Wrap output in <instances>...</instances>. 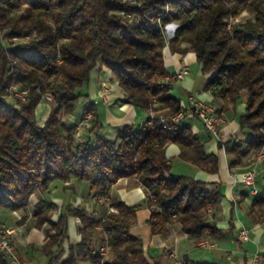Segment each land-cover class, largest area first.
Segmentation results:
<instances>
[{
    "label": "trees",
    "instance_id": "obj_1",
    "mask_svg": "<svg viewBox=\"0 0 264 264\" xmlns=\"http://www.w3.org/2000/svg\"><path fill=\"white\" fill-rule=\"evenodd\" d=\"M246 12L252 17L239 21ZM170 24L177 27L168 39ZM168 46L196 55L203 75L212 76L206 89L215 99L237 106L247 95L239 124L251 137L229 141L226 151L231 167L243 164L247 154L256 159L264 147V0H0V212L27 210L32 196L41 194L33 219L37 228L50 226L43 248L47 264H80V259L102 264L91 239L66 250L71 219L80 220L83 236L85 231L103 235L112 254L103 264H153L143 240L132 234L139 205L111 200L116 212L94 217L67 201L55 221L59 206L52 193L70 181L88 183L93 200L111 196L121 179L137 178L153 206L152 236L168 234L173 223L197 243L226 234L209 211L220 206V188L210 191L206 182L174 175L166 156L175 145L182 160L219 173V157L206 153L190 123L167 130L150 117L109 140L96 103L84 104L96 75L107 69L126 103L167 116L181 112V100L172 94L178 80L165 64ZM13 85L28 90L26 101L9 102ZM48 92L55 108L40 126L36 110ZM80 108L81 115L92 114L88 132L94 134L82 143L76 127L64 121ZM254 205L264 207V196Z\"/></svg>",
    "mask_w": 264,
    "mask_h": 264
},
{
    "label": "crops",
    "instance_id": "obj_2",
    "mask_svg": "<svg viewBox=\"0 0 264 264\" xmlns=\"http://www.w3.org/2000/svg\"><path fill=\"white\" fill-rule=\"evenodd\" d=\"M176 25L170 26L166 35L171 38L176 30ZM184 47L189 48L188 45ZM165 64L171 73H176L181 68L188 66L190 76L183 81H178L176 86L181 93L179 97L182 104L187 103V96L192 94L204 101L213 102L217 108L222 110L227 117V124L223 128L220 139L210 134L202 122L196 117L188 116L184 121L190 123L192 130L198 134L205 143V151L208 154H216L219 157V173L208 174L198 167L188 163L180 158V149L175 145H170L166 150V156L172 161L179 160V169L188 172L190 177L208 183L210 191L220 188L223 198L217 209H210L212 220L217 226L225 230V235L221 239H211L206 237L204 240L210 241L214 247L203 249L198 243L191 240L183 232L179 223H173L169 227L166 235L152 236L148 226L153 206L148 202V190L138 181L137 178L121 179L113 186L111 198L126 203L127 205H139L136 224L132 228V234L144 242L147 258L151 263L159 264H264V218L260 217L264 207L254 205V201L259 196H264V185L260 188L257 179V190L253 194L249 186L243 182L237 181L238 176L250 171L254 167L255 156L246 155L240 165L231 167L232 157L227 153L226 147L235 141L249 140L250 135L240 128L239 117L246 113V99L237 106L226 104L220 99H215L212 92L206 89L211 75L205 76L202 73V66L198 64L196 55L188 52L185 55L172 52L170 47L165 49ZM193 67L197 69L198 75L206 79V83H199L193 76ZM109 85L108 93H105L103 86ZM175 86V87H176ZM175 89V88H174ZM104 96L106 99H104ZM125 94L120 88L118 82L114 79L111 71L104 69L100 71L90 86L89 98L84 104L90 102L96 103L99 108L101 121L104 125V134L109 140H115L126 127L143 126L150 118L146 110H140L133 105L125 102ZM39 106L37 107L38 110ZM36 110V115L37 111ZM83 109L78 110L76 118L80 117ZM143 122V124L139 122ZM45 122V121H44ZM42 122V124L44 123ZM141 124V125H140ZM86 129L83 137L90 136L94 138L93 133ZM223 147L220 149L219 145ZM174 169V167H173ZM185 176V175H184ZM264 178V164L260 167L259 178ZM74 181L63 184L64 190L56 189L52 193V200L61 209L65 202L71 201L74 206H81L88 212H95L94 202L89 195L79 194ZM86 187V186H85ZM67 188L71 189L67 191ZM43 197L36 194L31 205L27 210L10 212L3 210L0 212V223L15 226L16 236L13 238V245L22 264H47L48 256L44 252V246L47 243L45 228H37L34 225L32 214L39 206V201ZM87 200V201H85ZM100 213V212H99ZM101 214V213H100ZM60 213L54 220L59 217ZM248 231V240L241 236V231ZM69 238L71 245H78L82 242L80 227L75 219L69 222ZM172 253L176 255L172 256ZM259 256L257 260L256 257ZM86 259L82 261L85 262ZM83 263V262H82Z\"/></svg>",
    "mask_w": 264,
    "mask_h": 264
},
{
    "label": "built area",
    "instance_id": "obj_3",
    "mask_svg": "<svg viewBox=\"0 0 264 264\" xmlns=\"http://www.w3.org/2000/svg\"><path fill=\"white\" fill-rule=\"evenodd\" d=\"M135 4V3H132ZM130 18V16H128ZM176 78L178 81H183L190 76V69L188 66H185L178 70L176 73ZM15 90L18 94V98L25 100L28 95V90H21L19 86L16 85ZM106 93L107 90L104 89ZM45 99L49 102L54 101V96L50 95V92L45 94ZM104 99L105 96H104ZM182 111L178 114L167 116L161 115L158 117L159 122L167 129L174 130L175 125H181L188 116L196 117L200 120L205 127V129L212 134L214 137L220 139L223 128L227 124V117L225 113L216 107V105L211 101H204L192 94L187 96V103L182 104ZM154 114V112H153ZM90 115V114H88ZM88 115H81L78 121L72 120V123L80 126L84 123H88ZM264 148V147H263ZM264 164V155H258L256 157V170L253 173H244L238 176L237 181L243 182L247 186L251 188V193L257 190V177L260 172V167ZM111 212H116L114 208L110 209ZM17 230L10 224L0 223V264H4V260H9L11 264H19L17 260V256L14 253L13 247V238L16 236ZM241 236L243 239L248 240V231L242 230ZM198 246L203 249L212 248L214 244H212L208 240H202L198 243ZM102 264L106 261V257L110 253V248L108 243L103 241L99 248L97 249ZM172 256L175 257L172 253ZM259 259V256L256 257Z\"/></svg>",
    "mask_w": 264,
    "mask_h": 264
},
{
    "label": "rangeland",
    "instance_id": "obj_4",
    "mask_svg": "<svg viewBox=\"0 0 264 264\" xmlns=\"http://www.w3.org/2000/svg\"><path fill=\"white\" fill-rule=\"evenodd\" d=\"M138 1H140V0H137V2ZM130 2L131 3H136V0H130ZM250 17H252V15L251 14H249V13H244L238 20L239 21H242V20H246V19H248V18H250ZM230 22L232 23V22H234L232 19L230 20ZM170 26H173V24H170V25H168L167 27H166V32L168 31V28H170ZM30 39L29 38H27V39H25V40H23L22 42H27V41H29ZM106 71H107V69H106ZM109 71V70H108ZM193 76L192 77H194V78H197V80H198V82L199 83H206L205 81H206V79H205V77H203L202 75L201 76H199L198 75V72H197V69H196V67L194 68L193 67ZM113 75V74H112ZM15 87H16V85H13L12 87H11V92H12V95L13 96H11L8 100H9V102H15V101H26V99L25 100H22V99H20V98H18V94H17V92H16V90H15ZM104 89H106L107 90V92L106 93H108V91H109V85H106V86H103V90ZM180 93H181V91H180V89H179V87L178 86H176L175 87V89H174V95L175 96H177V97H179V95H180ZM50 95H52L51 93H50ZM54 108H55V106L53 105V101L52 102H49L48 100H46L45 99V95H43V99H42V102L39 104V108H38V112H37V122H38V124L40 125V126H44L45 125V123L47 122V120L49 119V117L51 116V114L53 113V111H54ZM149 112V114H150V117L151 118H156L157 117V119H158V117L159 116H161V115H163L162 113H156L155 111H148ZM153 112H154V114H153ZM88 114H90V113H88ZM76 116V115H75ZM75 116H69V117H67V118H64V121H66V122H68L69 124H71L72 126H75L76 127V130H77V135H76V140H77V142L78 143H82L84 140H85V138L83 137V132L86 130V129H88L89 130V128H91L92 127V122H90L91 120H92V114H90V118L88 119V123H84L83 125H80V126H78V125H76V124H74V123H72V120H76V121H78V119L80 118H76ZM74 118V119H73ZM45 121V122H44ZM42 122H44L43 124H42ZM139 123H141V124H143V122H139ZM140 124V125H141ZM260 154V153H259ZM258 154V155H259ZM255 163H256V159H255ZM254 163V164H255ZM179 160H175L174 161V163H173V167H174V169H173V174L174 175H185V176H187V175H189V173L188 172H185V171H181L180 169H179ZM258 179V185H260V188H262V186L264 185V178H263V176H260L259 178H257ZM86 186V187H85ZM58 187L61 189V190H64V187H63V184L61 185V184H58ZM76 188H77V190H78V193L79 194H86L87 196L89 195V191H90V186H89V184L88 183H77L76 184ZM68 190H71L70 188L68 189L67 188V191ZM249 190H251V188H249ZM38 194V193H37ZM39 195V194H38ZM35 196V195H34ZM34 196H32V200H33V198H34ZM45 196L46 197H49V194H45ZM49 199V198H48ZM94 200V201H93ZM93 200L91 201V202H94V209L96 210V213L97 214H95V212H90V215H92V216H94V217H97V216H100V215H104V214H107L108 212H111V208H113V207H111L110 206V202H111V200H113L112 198H111V196H99V197H95V198H93ZM85 201H87V200H85ZM71 204H72V202L71 201H69ZM101 214H100V213ZM60 213V207H58V210H56L55 212H54V216L56 217L58 214ZM32 216H34V213L32 214ZM53 216V217H54ZM58 219V218H57ZM56 219V220H57ZM75 221H76V224L79 226V227H81L82 226V224H81V222H80V220L79 219H75ZM13 226V225H12ZM13 227H15V226H13ZM45 228V231L47 230V229H49L50 228V226L49 225H47L46 227H44ZM95 229H96V231L98 232V231H100V229H101V227L100 226H95ZM47 233V232H46ZM84 233V232H83ZM88 236H87V235ZM82 236H83V234H82ZM87 238V239H91V242H92V247L94 248V249H98L99 248V246H100V244L103 242V239L101 240V238H103V235L101 236L99 233H90V232H88V231H85V233H84V236H83V238ZM82 238V239H83ZM45 240H46V242H48V240H49V238L45 235ZM71 244V242H70V238H69V240L65 243V248H66V250H68V248H69V245ZM13 247H14V245H13ZM14 253L16 254V256H17V260H18V262H19V264H22V262H21V257L19 256V254L17 253V251L15 250V248H14ZM47 254V253H46ZM112 258V254L111 253H109L108 254V256L106 257V261H109V260H112L111 259ZM83 259H80L79 260V263L80 264H94L93 262H91V260L90 259H86L85 260V262L84 261H82ZM83 262V263H82Z\"/></svg>",
    "mask_w": 264,
    "mask_h": 264
},
{
    "label": "bare ground",
    "instance_id": "obj_5",
    "mask_svg": "<svg viewBox=\"0 0 264 264\" xmlns=\"http://www.w3.org/2000/svg\"><path fill=\"white\" fill-rule=\"evenodd\" d=\"M131 1H132V0H131ZM136 3H137V0H136ZM137 5H138V4H137ZM86 115H88V114H86ZM89 118H90V115H88V119H89ZM178 127H179V125H175V126H174V130H177ZM259 155H264V148H262V151L260 152ZM255 170H256V163H255L254 167H253L250 171H248V172H246V173H253Z\"/></svg>",
    "mask_w": 264,
    "mask_h": 264
}]
</instances>
